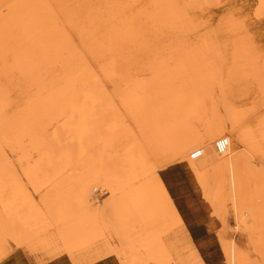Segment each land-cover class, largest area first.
<instances>
[{
    "label": "bare ground",
    "instance_id": "6f19581e",
    "mask_svg": "<svg viewBox=\"0 0 264 264\" xmlns=\"http://www.w3.org/2000/svg\"><path fill=\"white\" fill-rule=\"evenodd\" d=\"M210 4L0 0V262L29 244L76 263L114 252L122 264H172L165 238L184 223L158 172L168 155L188 161L221 220L228 193L238 224L264 234V108L228 102L220 47L193 30ZM222 247L228 264L247 262L234 238Z\"/></svg>",
    "mask_w": 264,
    "mask_h": 264
},
{
    "label": "rangeland",
    "instance_id": "374dc122",
    "mask_svg": "<svg viewBox=\"0 0 264 264\" xmlns=\"http://www.w3.org/2000/svg\"><path fill=\"white\" fill-rule=\"evenodd\" d=\"M258 8L259 0H211L206 9L197 11L195 19L197 30L193 29L201 39L209 38L210 35L217 41L219 52L222 54L217 61V76L224 77L230 83L227 88L230 94L227 92L226 96H232V99L228 102L237 105L240 111L253 108L250 114L260 112L264 108V77L262 75L254 77L251 74L255 62L259 68L258 72L264 71V44L252 39L253 34L264 33V18L258 16ZM253 26L255 33H252ZM237 49L239 53L235 52ZM228 73L241 76L231 78ZM247 74H250L249 77ZM214 95H219L216 99L221 100V92L217 87ZM219 106L218 114L226 118L224 107L220 104ZM200 127L199 123L196 124L197 129ZM234 144L238 146L236 140ZM169 157L170 155L161 157L164 158L162 163H166L158 172L184 223V229L165 238L173 257L172 264H183L185 260H188V264L193 262L189 259L192 257L190 243L202 258L203 264H228L222 247V239L226 238L236 240L237 247L245 254L247 261L245 264H264V234L257 229L238 224L236 208L229 194H221L223 207L221 214L225 216L224 220H221L220 214L215 212L213 205L204 197L203 188L187 164L188 161L167 162ZM212 182L217 183L213 178ZM33 193L39 199V192ZM93 195L102 203L108 197L106 190L100 186H97ZM100 242L104 246L112 247L102 243L106 242L103 239ZM110 242L120 244L116 237H112ZM11 248V252L0 264H122L114 252L99 259L90 261L88 257L89 261L86 259L84 263L83 261L76 263L65 252L50 258L45 255L47 249L42 246L26 244L16 247L12 244ZM89 252L86 250L79 255L86 258Z\"/></svg>",
    "mask_w": 264,
    "mask_h": 264
},
{
    "label": "built area",
    "instance_id": "2783aa9c",
    "mask_svg": "<svg viewBox=\"0 0 264 264\" xmlns=\"http://www.w3.org/2000/svg\"><path fill=\"white\" fill-rule=\"evenodd\" d=\"M228 138L226 137V138H220V140H219V142L217 143V149L219 150V151H223L227 146H228ZM202 155V151L201 150H194L193 152H192V155H191V157L193 158V159H196V158H199L200 156Z\"/></svg>",
    "mask_w": 264,
    "mask_h": 264
},
{
    "label": "snow or ice",
    "instance_id": "6c2138e0",
    "mask_svg": "<svg viewBox=\"0 0 264 264\" xmlns=\"http://www.w3.org/2000/svg\"><path fill=\"white\" fill-rule=\"evenodd\" d=\"M252 33H255V28L254 26L252 27ZM252 39L254 41H259L260 43L264 44V33L260 34V35H252Z\"/></svg>",
    "mask_w": 264,
    "mask_h": 264
}]
</instances>
